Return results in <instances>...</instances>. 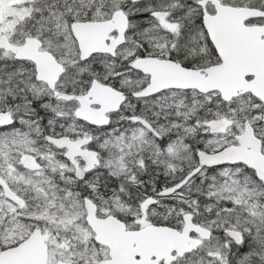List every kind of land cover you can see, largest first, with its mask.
Wrapping results in <instances>:
<instances>
[{"label":"snow or ice","instance_id":"1","mask_svg":"<svg viewBox=\"0 0 264 264\" xmlns=\"http://www.w3.org/2000/svg\"><path fill=\"white\" fill-rule=\"evenodd\" d=\"M0 264H264V0H0Z\"/></svg>","mask_w":264,"mask_h":264}]
</instances>
